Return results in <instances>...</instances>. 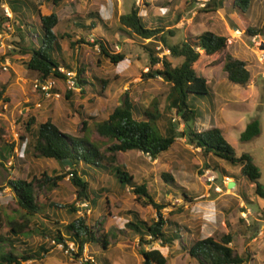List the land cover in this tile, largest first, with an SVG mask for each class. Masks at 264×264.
<instances>
[{
	"label": "rangeland",
	"instance_id": "1",
	"mask_svg": "<svg viewBox=\"0 0 264 264\" xmlns=\"http://www.w3.org/2000/svg\"><path fill=\"white\" fill-rule=\"evenodd\" d=\"M62 1L69 7L55 10L60 19L59 28L56 26L55 30L58 35L63 33L68 35L64 39L60 38L64 53L61 52V58L59 56L57 59L59 58L61 66L66 63L71 68L69 70L76 73L82 69L84 73L81 76L93 84L82 85L80 91H72L68 97L63 95L66 92L65 85L60 84L62 98L49 100H45L44 97L40 99L39 93L33 89V80L39 77L38 74L26 70L23 66V62L30 57V55H23L21 52V49L28 44V31L23 27L21 28L22 32H19L14 24L15 16L13 17L11 14L12 17L8 18L4 14L3 5L8 3L7 0H1L0 3V92L2 86L7 84L6 90L0 94V147L6 142L14 141L15 144L13 158L9 161L12 163L5 162L4 164L3 161H0L4 164H0V187L3 189L0 192V235H9L7 215H15L21 221L18 216V210L21 209L10 188L7 187L8 181L20 178L30 180L35 175L40 176L44 171L54 175L55 171L61 168L55 160L38 159L33 156L34 141L25 128V122L30 116L35 117L36 123L50 119L62 131L72 136L83 137L85 135L94 142H98L99 145L106 144L107 139L93 131V126L108 118L113 109L122 103L125 93H128L141 108H146L155 97H159L161 106L164 107L169 90V85L161 77L143 79V73L148 71L149 59L146 62L144 53L137 55V52L139 49L147 52V49L142 46L144 42L142 39L133 37L132 41H124L126 34L119 29V11L115 0H73L72 3H68L70 0ZM120 1L122 14L130 12L135 6V0ZM143 1L144 4L139 7L141 10L145 8L147 0ZM150 1L152 4V0ZM171 2L174 6L176 5L175 0ZM191 2L196 4L195 7L197 6L192 9L193 12L198 9H210L214 5V0H192ZM209 3H211V7H207ZM72 4L75 9L71 11ZM225 5L231 8L229 10L230 18L238 22L243 21L237 15L236 10L232 11L233 0H226ZM259 5L258 17L252 19L256 28L261 29L262 34L248 36L242 32L240 39L243 40H239L236 45L239 48L237 52L240 59H246L252 72L254 80L251 82V86H246V88L228 80L223 74L224 71L221 70L224 59V54H221L213 62H217L213 72H209L215 73L216 79L220 76L218 80L224 81L220 91H214V96H211L212 91L202 98L193 96L189 98V101L197 110L206 115V119L191 120L190 126L197 124V128L201 130L215 126L214 114H216L224 136L234 147L236 154L241 155L247 152L253 156L255 163L260 168V181L264 184V77L261 75H264V25L262 26L264 16L260 17L259 15V12L263 13L264 2ZM51 6L52 2L47 1L46 7L49 9H46L48 12L45 11V13L50 14ZM221 12L224 13L225 9ZM94 13L98 15L94 16ZM70 15H75L76 20L80 18L82 21L84 17H87L86 21H90V23L85 25V28L89 31L73 26V19H70L69 23ZM209 15L211 17L219 16L215 11L209 12L206 16ZM186 16L188 18L187 11ZM198 17L200 19V15ZM98 21L106 22L109 26L105 27ZM215 21L216 19L207 23L204 18L202 21L200 19V21H196L197 25L192 26L190 30L195 33L210 30ZM94 22L98 27H95ZM92 24L94 26L90 28ZM226 36L228 37V35ZM101 39L104 40L109 51L124 52L126 58L118 64L110 62L100 53L99 46L94 42ZM230 40L233 41V38L229 34V43L232 42ZM33 41L34 39L30 41V44ZM180 41H183L182 30L177 32L172 39V42L175 43ZM4 66L7 69H4ZM197 70L200 72L203 70L202 63L198 64ZM100 79L106 80L104 89H102ZM253 89L254 91H252ZM38 100L42 101L41 108L35 106ZM27 105H31V107L30 110H27L29 113L24 114ZM43 105H55V109L45 113ZM218 105L225 106L221 110L222 106L218 108ZM233 105H244L242 108L245 109L234 108ZM245 105L255 106L247 108ZM212 112L217 113L212 114ZM136 116L140 117L138 113ZM168 119L179 123L176 125L179 131L187 130L183 119L171 110L164 113L161 120L163 131L167 126ZM254 119L260 121V134L249 141H241V133ZM83 120L86 121L85 128H83ZM106 147L103 145L101 148L105 155L101 163L105 166L117 163L134 176L136 183L146 182L149 193L155 198V201L167 205L162 210L163 216L180 226L183 243L189 246L202 238L219 237L222 234L230 233L233 237L234 247L240 253L251 256L252 260L248 264H264V199L254 193L253 184L241 177L239 167L228 164L225 159L204 154L200 148L190 144L185 137H178L172 147L156 159L140 151L132 150L116 153L108 161L106 156L109 153L105 151ZM215 163L232 175L231 181L234 180L237 183L235 187H225L222 183L223 173ZM206 164H209L210 167H206ZM206 168L211 169L216 175V184L222 188V192L217 193L209 187L203 173ZM64 169L67 171L69 166H65ZM163 173L170 174L174 181H165ZM107 178H109L107 174L104 176V180L99 178L97 182L93 183L92 188L96 190L102 185L112 188L108 194L110 197L108 204L102 199L96 207H92L91 204L84 206L81 201H78L76 206L79 207L77 217L85 215L90 223L102 221L101 233L108 232L111 235V245L108 249L101 245L87 244L83 257L74 258L65 252L62 245L54 244L50 238H45L42 233L36 232L29 237L21 236L15 242L16 247L19 250L34 252L38 251L41 246H45L49 252L40 259H32L22 262V264H85V260L93 257H96L101 263L105 258H108L113 264H142L143 258L139 253L138 237L133 233H119L117 230H125L127 222L135 216L134 213H137L138 218L150 223L152 220L158 219L157 212L152 205L145 204L143 199L137 200L130 187L120 191L113 179L110 177V180H107ZM240 190L246 193L249 200L245 201L240 196ZM184 191H187L191 198L185 197ZM70 194L71 192L64 187L51 191L43 190L40 193L39 200L43 203L44 211L47 212L45 216L48 214V218L45 217L46 221H44L47 227L54 229L56 226L52 222L56 219L60 224L71 221L72 216L65 212V208L52 206L53 204L66 205V202L71 200L68 198ZM32 227L35 228V231L42 229L37 218L34 219ZM167 230H171L170 225L166 226ZM113 233L117 234L116 237ZM146 247L160 249L168 257V264L196 263L187 252L181 249L179 240H176L172 246H164L160 242H156Z\"/></svg>",
	"mask_w": 264,
	"mask_h": 264
},
{
	"label": "trees",
	"instance_id": "2",
	"mask_svg": "<svg viewBox=\"0 0 264 264\" xmlns=\"http://www.w3.org/2000/svg\"><path fill=\"white\" fill-rule=\"evenodd\" d=\"M253 1L233 0L232 11H237V15L243 19L245 27L240 29L234 23L231 25L236 26L248 36H254L261 32L260 28L250 25L246 16ZM225 2L226 0H214L213 6L211 3L207 5V7L212 6L210 9H202V11H217L225 8ZM229 15L230 12L227 13V17L232 21L233 19ZM178 19L175 20V23L178 22ZM58 22L59 18L55 12L41 15V35L36 41L37 45L33 48H23L21 52L23 55L28 53L30 55L29 59L23 62L26 70L38 74L42 79L55 78L59 80V84L63 85L65 74L58 70L61 64L54 55L55 51L60 48L59 39L65 38V36L58 35L55 30ZM92 26L94 25L92 24L90 28ZM119 29L131 38L136 37L143 41L150 39L148 43L142 45L147 49L149 55L148 71L143 73V79L161 77L169 85L164 107L161 106L159 97H155L146 108H141L128 93H125L122 103L113 109L108 118L93 126V131L110 141L109 144L105 142L106 144L100 145L85 135L83 137L72 136L62 131L50 119L36 123L35 117L30 116L25 122V128L34 141L33 156L38 159L55 160L59 165L61 159L68 158L72 160L73 165L67 171L64 170L65 167H61L62 169L56 170L54 175H50L46 171L40 176H33L30 180L20 178L8 181L7 187L10 188L21 209L18 210L21 221L15 215L6 216L9 235H0V264H22V262L32 259H40L49 252L45 246H41L38 251L34 252L19 250L15 242L21 236L29 237L33 233L39 232L35 231L32 223L33 217L44 212V206L39 200L40 193L43 190L58 189L60 185L71 188L75 195L74 202L68 204L69 215L72 216V219L68 223L61 224L58 219L54 220L52 224L57 227L54 229L43 227L42 235L45 238H50L54 244H63L64 247H67L69 242L74 243L77 250L69 253L74 258L83 257L86 244L101 245L108 249L111 245V235L108 232L101 233L102 221L90 223L85 215L77 217L79 207L76 206V203L81 201L96 207L97 199L103 195L90 187L89 181L79 170L81 164L100 168L104 166L101 163L105 157L101 149L103 145L107 146L105 151L111 155L117 152L136 150L156 159L168 151L178 137H185L190 144L200 148L204 154L225 159L228 164L239 167L241 177L253 184L254 193L264 199V184L260 181V168L250 153L244 152L237 155L234 147L224 136L222 129L217 126L213 125L203 130L198 129L196 125L190 126L191 120H201L205 115L190 104L189 98L193 96L202 98L212 91L207 78L195 68V64L202 55L214 62L221 54H224L223 71L228 80L234 84L247 86L252 79L246 61L228 51V37L206 30L198 35L189 34L183 41L175 43L172 42L176 35L174 30L166 29L164 25H150L140 14L139 8L135 6L130 12L119 17ZM94 42L99 46L100 53L113 64H118L126 58L124 52L109 51L102 40ZM159 44L170 49V54L165 55L162 59L156 55L158 52L156 47ZM63 65L68 68L67 70L71 69L66 63ZM83 73L82 69L77 73L80 86L93 84L81 76ZM100 80L102 89H104L106 80ZM6 88L7 84H4L0 94ZM55 90L61 89L57 87ZM65 91L64 97H68L69 93H72L66 88ZM171 110L183 119L187 130L179 131L176 127L179 123L173 119H168L165 130H162L161 120L164 113ZM25 113L28 114L29 111ZM137 113L140 117L136 116ZM85 127L86 121L83 120V128ZM260 132V121L254 119L247 124L240 139L249 141L258 136ZM13 142H6L0 147V159L4 164L13 158L15 146ZM3 162L0 164L4 165ZM215 165L220 168L223 176L232 177L218 163ZM206 167H210V165L206 164ZM114 170L115 178L124 186H129L137 200L143 199L145 204L152 205L157 212L158 219H154L150 223L138 218L137 213H134L135 216L127 222L126 229L117 230L119 233H133L138 237L139 253L143 258L142 264H168V257L160 249L147 248L146 246L156 242H160L164 246H172L176 240L180 241L181 249L196 261L195 264H248L252 260L249 254L244 255L234 247L233 237L230 233L222 234L219 237L202 238L189 246L183 243L180 226L163 216L162 210L167 205L155 201V198L149 193L147 183H136L134 176L119 164L114 166ZM162 176L165 181H174L168 173H163ZM1 191L3 189L0 187ZM239 194L245 201L249 200L243 190H240ZM183 195L188 199L191 198L187 191H184ZM52 206L62 208L58 204ZM168 225L171 230L166 231ZM113 235L116 237L117 234L113 233ZM18 250L19 252H17ZM84 262L85 264H111L106 258L101 263L96 257Z\"/></svg>",
	"mask_w": 264,
	"mask_h": 264
},
{
	"label": "crops",
	"instance_id": "3",
	"mask_svg": "<svg viewBox=\"0 0 264 264\" xmlns=\"http://www.w3.org/2000/svg\"><path fill=\"white\" fill-rule=\"evenodd\" d=\"M47 1H51L52 2V6L50 7V9H51L50 13L55 12V10L58 9V8H66L67 9L69 7L62 0H7V2H8L7 4H8V6L10 7V9L12 11V15H13V17L15 16L14 24L16 25V28L18 29V31L22 32L21 28L25 27L26 30L29 33L28 34L29 35L28 44L26 45L25 48H33L35 45H37L36 41L38 40L39 36L41 35V15L49 14V13H45V11L48 12L46 9H49V8L46 7V2ZM115 1H116L117 5H118V11H119L118 12V18H119V16H121V14H122V10L120 8L121 1L120 0H115ZM171 1H173V0H169V1L168 0H152V4H151V1L147 0L146 4H145L147 7L145 6V8L142 9V10L139 9V12H140V14L142 16H144L145 20L152 26H159V25L162 26V25H164V26H166V29H172V30L175 31V33H177V32L182 30V32H183V40L189 34H192V35H198L199 34V33L192 32V30H190V28L192 26L197 25L196 21H200V19L202 21L203 18H204V20L207 23H209V22L211 23L212 20L214 21V19H216L215 24H213L214 26H212L211 27L212 29H210V30L214 31L216 33H219V34L228 35V37H229V34H230L231 37L233 38V41L230 40V42L232 41L233 43L232 42L229 43L228 51L231 52L234 56H236L238 58H241L238 55L237 50H239V48H237L236 45H237V42H239V40H243V39H240V38H242L241 37L242 30H240V29H243L245 27V23L243 21L242 22H238V21H235V20L230 21L228 19L227 13L229 12V10H231V8H229V7H227L225 5V8H223V9L221 8V9L215 11L216 13L219 14L220 17L219 16L211 17L210 15L207 17L206 15L209 12H214V11H205L204 12V11L198 9V10H195L193 12L192 9L196 8L197 6L195 7L196 4L191 2L192 0H177V1L175 0V2H174L176 4L175 6L173 5V3ZM200 1H202V0H200ZM72 2H74V1L70 0L68 3H72ZM263 2H264V0H254L253 3H252L251 8L246 13V16H247V18L249 20V23H250V25L252 27H256V24L254 23V20L252 18L253 17H258L257 16L258 15L257 10H259V8H260L259 7L260 6L259 3H263ZM93 3H96V1H93ZM71 7H72L71 11L75 9L74 8L75 7L74 4H72ZM174 9H175V12H174ZM224 9H225V12L222 13L221 10H224ZM186 11H187L188 18L186 16ZM191 12H193V13H192L191 16H189ZM199 12H201V13H199ZM76 13H75V15H76ZM56 14L58 15V12H56ZM95 15L97 16L96 13H94V16ZM198 15H200V19H199ZM259 15H260V17L264 16V8H263V13L260 14V12H259ZM74 16H72V15L69 16V18H68L69 19V23L73 19L74 20V22L72 21L73 26L78 27L79 29H85V30L89 31L87 28H85V25L90 23V21H86L87 17H84V20L82 21L80 18H78L76 20ZM58 18H59V15H58ZM177 18H179L178 22L175 23V20ZM94 23H95V27H96L97 23L96 22H94ZM98 23L102 24L105 27L109 26L106 22L103 23L102 21L101 22L98 21ZM171 23L172 24L174 23V24L172 25ZM184 23H186V24L184 25ZM231 23H234L240 29H238L236 26H232ZM218 24H219V26H217ZM263 25L264 24L262 23V26ZM57 27H58V24H57ZM0 34H1V32H0ZM261 34H262V32H260L258 35H261ZM61 35L66 37L68 34L63 33ZM125 37L126 38H125L124 41H126V42L133 40V38H131V37L127 36V35ZM134 38H136V37H134ZM32 39H34V41L32 42V44H30V41ZM101 40L104 42L103 39H101ZM147 40H150V39H147ZM147 40H144L143 44L147 43L148 42ZM59 44H60V48H58V50H56L55 54H54L56 58L61 55V52L64 53V48L62 47L60 39H59ZM72 44H74V43H72ZM137 53H138L137 55H140L141 53H144L145 61L147 62V59H149L148 51L144 52L143 50L141 51L139 49ZM28 55H29V53H28ZM60 58H61V56H60ZM57 60L59 61V58ZM242 60H244V59L242 58ZM244 61H246V59ZM223 62H224V59L222 61V66H221L222 72H223ZM199 63H202V65H203V70L201 72L200 71L199 72L204 77H206L207 81L210 83V85H212L211 86V88H212L211 96H214L216 91L217 92L220 91L221 84L224 82V81L218 80L220 76H218V79H216V74L215 73H209V72H213L212 70H214L213 68L215 67V65H217V62L213 63L212 61L208 60L204 55H202L201 58L199 59V61L195 64V68L196 69H197V66H198ZM246 63H247V61H246ZM60 64H61V62H60ZM142 65L144 66L143 63H142ZM61 67H63V66H61ZM63 68H65V67H63ZM247 68L249 69V64L248 63H247ZM250 72H251V70H250ZM223 74H225V73L223 72ZM251 74H252V72H251ZM261 75H262V77H264L263 74H261ZM225 76H226V74H225ZM253 80L254 79H253V75H252V79L249 82V84L247 85L248 87L251 86V82H253ZM214 83H215V85H214ZM244 87H246V86H244ZM252 91H254V89ZM38 95L40 96V99H41V95L40 94H38ZM45 100H49V99H45ZM41 102H42L41 100H38L37 103H36V104H40V108L42 107V103ZM35 106H37V105H35ZM117 106H119V105H117ZM221 106H222L221 110H223V107L225 105H218L217 107L220 108ZM243 106L244 105H233L234 108H242ZM245 106L247 108H250V106H255V105H245ZM30 107H31V105H27L25 107V110L27 111L28 108L30 110ZM43 107H44L43 108L44 109L43 112H45V113L50 111V110L55 109V105H43ZM242 109H245V108H242ZM207 111L208 110L206 109V112ZM213 113H217V112H212V114ZM214 118L216 120L215 126H217V127L222 129V127L220 126V124L217 121L216 114H214ZM202 119H206V115H205L204 118H201V120ZM109 143H110V141L107 140V144H109ZM117 153H120V152H117ZM115 154L114 155L108 154L106 156V159L108 161H110L109 159L113 158L115 156ZM108 163H110V162H108ZM113 163H115V161H113ZM115 164L117 165V163H115ZM115 164H113V165L115 166ZM113 165L112 164L111 165L108 164L107 166L104 165V166H102L100 168V167H96V166H92V165L81 164L80 167H79V170L82 171V173L85 176V178L89 181L91 188L93 187L92 186L93 183L97 182L99 180V178H102L104 180V176H106V174L109 176V178L111 177L113 179L114 184H116V186H118L120 191L122 189H124V188H128L129 186H123V184H121L115 178V172H114L115 170H114V166ZM61 169L62 168H60V170ZM44 172H46V171H44ZM109 178H107V180H110ZM236 185H237V183H236ZM63 187L71 192L70 197H68L71 200H69V202H66V205H62L61 207L65 208V212L66 213H70L68 204L74 202L75 195H74L73 190L71 188L65 187L64 185H60L59 188H63ZM96 190L99 191L101 194H103L102 196H100L97 199L98 200L97 205H99V203H100V201L102 199L105 200L106 204H108V200L110 198L108 196V194H109L110 191H112V188H110L108 186H105V185H102V186H100L99 189H96ZM92 207H95V206L92 205ZM46 213L47 212L44 211L40 215H37L38 217L37 216L33 217L34 219L37 218V221L42 226V228L43 227H47L45 225V222H44V221H46V218H48V215L45 216ZM34 219H33V221H34ZM61 222H62V220H61ZM37 230H39V233H41V231H42V229H37ZM89 245H91V244H89ZM106 259L108 260V262H110V263L112 262L110 259H108V258H106ZM111 264H113V263H111Z\"/></svg>",
	"mask_w": 264,
	"mask_h": 264
},
{
	"label": "built area",
	"instance_id": "4",
	"mask_svg": "<svg viewBox=\"0 0 264 264\" xmlns=\"http://www.w3.org/2000/svg\"><path fill=\"white\" fill-rule=\"evenodd\" d=\"M135 7L139 8L144 4L143 0H135ZM4 8V14L6 17L11 18L12 17V11L8 5H3ZM157 56L162 59L165 55L170 54V49L167 47H164L162 44H159L157 46ZM4 69H7L6 66H4ZM58 70L65 74V78L63 79L62 83L65 85V88L69 91H80L81 86L77 79V73L73 70H67L63 67H59ZM59 80L55 78H48V79H42L40 77H37L33 80V89L38 92L41 97H44L45 99H60L62 98V93L60 90H55V88L59 87ZM38 107H40V104H37ZM29 110V109H27ZM0 161H2L0 159ZM12 162H9L11 164ZM204 176L206 177V180L208 182V185L211 189H213L215 192L219 193L222 192V188L217 185L216 183V175L213 174V171L209 168H206L204 170ZM231 181L230 177L223 176L222 177V183L225 185L226 188L228 187L229 182ZM227 185V186H226ZM84 206L88 205V202H83ZM59 245V244H58ZM62 247L65 249L66 253H70L71 251H76L74 243H68L67 247H64L63 244Z\"/></svg>",
	"mask_w": 264,
	"mask_h": 264
},
{
	"label": "water",
	"instance_id": "5",
	"mask_svg": "<svg viewBox=\"0 0 264 264\" xmlns=\"http://www.w3.org/2000/svg\"><path fill=\"white\" fill-rule=\"evenodd\" d=\"M60 165L65 167V166H69L71 167L73 165L72 160L68 159V158H63L60 160ZM236 186V182L234 180L230 181L228 184L229 188L235 187Z\"/></svg>",
	"mask_w": 264,
	"mask_h": 264
}]
</instances>
